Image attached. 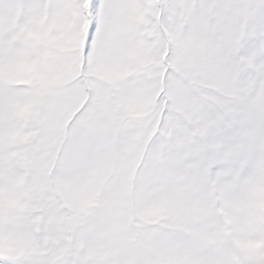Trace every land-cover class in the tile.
<instances>
[{
  "label": "snow or ice",
  "instance_id": "snow-or-ice-1",
  "mask_svg": "<svg viewBox=\"0 0 264 264\" xmlns=\"http://www.w3.org/2000/svg\"><path fill=\"white\" fill-rule=\"evenodd\" d=\"M0 264H264V0H0Z\"/></svg>",
  "mask_w": 264,
  "mask_h": 264
}]
</instances>
